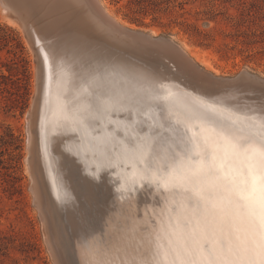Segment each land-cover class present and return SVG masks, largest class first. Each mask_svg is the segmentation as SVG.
I'll return each mask as SVG.
<instances>
[{
  "label": "bare ground",
  "instance_id": "1",
  "mask_svg": "<svg viewBox=\"0 0 264 264\" xmlns=\"http://www.w3.org/2000/svg\"><path fill=\"white\" fill-rule=\"evenodd\" d=\"M47 2L48 0H0V6L5 14L10 15V12H13L24 24H29V20L24 16L25 11L36 17L41 13L45 15ZM98 2L106 14L128 26L101 0ZM50 4L54 9L53 3ZM59 25L58 21L52 22L50 28L45 29H55ZM32 31H34L32 40L38 45L41 62L39 66L42 70L40 74L44 76L42 81L44 95L42 112L39 113L41 117L38 115L40 117L38 128H41L44 150L42 154L48 171L45 176H48L47 184L68 216H72L74 220L80 216L79 219L86 223L82 199L94 198L91 182L88 180L102 178L115 156L123 160L126 153L129 154L130 162L134 166L133 174L130 175L131 182L148 181L156 190L160 189L161 185L167 189L166 194L161 195L169 209L165 210L163 206L158 205L151 207L152 213L157 217V225L155 227L150 225L147 232L137 228L140 219L135 223L129 220L124 227L119 226L125 214L129 212L130 202L118 197L116 205L111 207L106 197L97 196L99 198L96 202L97 215H89L90 221L85 225L91 232L100 227L104 237L94 236L86 239L87 244L84 245V250L82 247V251H79L75 244L79 252L77 253L79 262L208 264L211 260L213 264H228L235 261L260 264L264 257L261 256L258 235L253 236L255 229H249L248 224L229 204L233 185L222 178L204 176L195 185L181 186L174 177L185 174L189 169L202 166L209 168L221 159H224L225 163L232 161L233 156L227 146L219 140L213 142L212 129L227 124L245 135H253L258 141L264 111L253 113L213 103L189 91L176 88L171 83H161L157 89L152 85L142 87L143 84L135 81L121 82L116 72L105 67L102 59H96L94 53L82 49L88 48L84 39L80 41L74 36L69 38L67 34L60 37L55 33L43 35L35 28ZM66 32L70 33L68 30ZM182 48L191 57H196L195 60H200L194 51L183 46ZM206 67L213 70L209 64H206ZM111 125H114L113 129H110ZM205 139L208 140L207 152L203 146L199 150L193 149L194 144ZM112 146L117 150H113L114 155L110 154ZM185 151L188 152L187 156ZM243 161V157L235 161L233 170ZM75 172H82L85 177L81 178L84 182L82 181V188L78 192L70 183V178L67 180V177ZM231 174L232 171L229 172V175ZM122 180L111 190L113 194L118 193L119 196V190L129 187L127 179L122 176ZM192 187L202 189L203 196L225 206L223 211L214 210L205 214L202 209L194 210L197 195L195 192L186 191ZM35 194L37 195V192ZM38 203L39 206L42 205L40 200ZM225 214L235 217L234 228H239L240 233L248 241L246 251L219 248V241L223 239L220 231L221 217ZM41 215L44 217L42 211ZM56 230L53 231L55 235L60 232L56 233ZM58 243L60 245V242Z\"/></svg>",
  "mask_w": 264,
  "mask_h": 264
},
{
  "label": "rangeland",
  "instance_id": "2",
  "mask_svg": "<svg viewBox=\"0 0 264 264\" xmlns=\"http://www.w3.org/2000/svg\"><path fill=\"white\" fill-rule=\"evenodd\" d=\"M101 1L128 27L156 36H170L185 49L194 51L200 57L196 61L207 70L206 64H209L213 69L209 71L216 75L234 76L246 70L264 77V0H187L183 9L179 6L181 0H177L167 10L153 11L148 7L141 14L134 13L137 5L128 3V0ZM212 5H215V12L206 14L204 10ZM133 15H137L138 22L131 20ZM35 21L36 25L43 24L40 18ZM28 30L18 15L13 12L7 15L0 6V264H82L77 253L82 251V247L84 250L86 239L104 237L100 227L91 232L85 225L90 221L89 215H97L96 202L100 197H106L111 207L116 205L118 197L130 202L129 212L119 226L124 227L129 220L135 223L140 219L137 228L147 232L150 225H157V217L151 207L158 205L169 209L161 195L166 194L167 189L161 185L156 190L148 181L131 182L134 166L126 153L123 160L116 156V161L111 160L112 165L106 168L102 178H89L94 198L82 199L84 204L87 203L81 204L86 223L79 219L80 216L76 220L68 216L49 188L48 176H45L48 171L42 154L41 128H38L44 76L40 74L38 45ZM111 149L110 154L114 155L115 146ZM75 173L67 180L70 178L78 192L84 182L81 178L85 177L82 172ZM122 176L130 185L119 190L118 196L111 190L123 181ZM53 228L57 229L56 233L60 232L55 235Z\"/></svg>",
  "mask_w": 264,
  "mask_h": 264
},
{
  "label": "water",
  "instance_id": "3",
  "mask_svg": "<svg viewBox=\"0 0 264 264\" xmlns=\"http://www.w3.org/2000/svg\"><path fill=\"white\" fill-rule=\"evenodd\" d=\"M45 10V15L39 17L25 11L32 37L35 28L43 35L67 34L69 38L84 39L90 49H82L102 59L121 82L135 81L142 87L152 85L157 89L161 83H171L213 103L253 113L264 111V77L246 70L234 76L216 75L170 36H156L117 22L98 0H48ZM36 18L43 24L36 25ZM56 21L58 27L45 29Z\"/></svg>",
  "mask_w": 264,
  "mask_h": 264
},
{
  "label": "snow or ice",
  "instance_id": "4",
  "mask_svg": "<svg viewBox=\"0 0 264 264\" xmlns=\"http://www.w3.org/2000/svg\"><path fill=\"white\" fill-rule=\"evenodd\" d=\"M260 139L251 135H245L240 130H235L232 126L222 124L212 129L214 136L213 142L221 141L230 150L233 160L228 163L221 159L218 163L214 162L209 168L199 167L186 170L185 174L175 176L174 179L181 185H195L204 176H215L216 179H223L233 185L229 204L232 209L239 213L249 229H255L253 236L259 238L261 256L264 257V121L260 124ZM203 146L204 151H208V140H202L193 145V149L199 150ZM199 154V152H198ZM188 152L185 151V156ZM241 157L244 161L238 166H233L235 161ZM175 158V154H173ZM215 161V155L213 154ZM232 174L229 175V172ZM186 191L195 192L197 201L193 209H202L205 214L214 210H221L225 206L218 205L215 201L203 196L202 189L192 187ZM201 201L203 202L201 204ZM235 217L225 214L221 217V235L219 248L227 250L246 251L248 241L240 233L239 228H234ZM208 264H213L209 261ZM228 264H245L244 261L228 262ZM250 264V262H249ZM260 264H264V258Z\"/></svg>",
  "mask_w": 264,
  "mask_h": 264
},
{
  "label": "trees",
  "instance_id": "5",
  "mask_svg": "<svg viewBox=\"0 0 264 264\" xmlns=\"http://www.w3.org/2000/svg\"><path fill=\"white\" fill-rule=\"evenodd\" d=\"M120 1V0H117ZM177 0H128V3L135 4L137 7L134 10L135 14H141L142 12L146 11L149 8H151L153 11L155 10H161V9H169L171 6V3H174ZM187 2V0H181L179 1V6L181 9L184 8V4ZM215 5H212L210 8L204 10L206 14H212L215 12ZM197 14H200L201 11H196ZM131 20L133 22H138L139 19L137 15H133L131 17Z\"/></svg>",
  "mask_w": 264,
  "mask_h": 264
}]
</instances>
